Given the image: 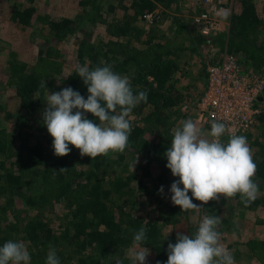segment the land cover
Returning a JSON list of instances; mask_svg holds the SVG:
<instances>
[{
  "label": "trees",
  "instance_id": "obj_1",
  "mask_svg": "<svg viewBox=\"0 0 264 264\" xmlns=\"http://www.w3.org/2000/svg\"><path fill=\"white\" fill-rule=\"evenodd\" d=\"M90 1L82 4L89 5L90 9H87L86 14L90 21H94L91 17L92 10L100 9L101 0ZM129 1L132 2L131 8L134 9V13L142 18L146 12H153L156 8V0ZM34 13V6L17 8L12 13V19L19 26L28 27L32 23ZM77 21L70 18L53 21L52 31H55L57 38L77 35L79 32ZM231 21L233 29L229 40L231 52L241 55V62L245 68L264 59V48L257 46L256 39L260 35L262 20L252 0H240L239 8L234 10ZM118 30L120 35L135 37L137 44L143 42L139 37L140 30L134 32L133 26L127 21H123V24L118 26ZM185 30L188 28L182 24L176 31L181 34ZM208 40L200 35L196 39L199 45L207 43ZM144 42L148 47L127 49L121 58L110 55L113 50L97 49L94 44L90 49L89 47L87 50L80 49V57L83 60L88 56L91 60L90 70L107 64L122 76L131 75L130 82L134 94H138L139 91L147 92V102H142L130 114L132 132L129 136L130 147L125 152L134 154L140 152L143 160L158 159L160 166L166 172L170 169L166 167L167 159L164 153L171 147V142L163 135H168L167 131L176 117L187 116L185 112L182 115L183 105L187 102L191 106L194 102L185 96V92L189 91L190 87L179 84V81L186 77L188 69L181 68L177 48L172 46V40L169 39L167 43H153V37H149ZM81 43L82 46L86 45V39L83 38ZM194 51L193 48L192 52ZM9 64L14 72L11 81L16 86V95L20 99L19 107L24 113L36 112L45 94L46 87H41L44 81L34 73H21L25 70L23 64H17L13 60H10ZM19 72L21 74L17 76ZM205 72L206 85L207 71ZM67 87L80 92L85 99L89 95L87 86L78 76L77 67L64 79L61 86L57 88L53 86L52 90L59 92ZM152 129L163 131L160 135L161 139L153 143L142 138ZM46 136L49 140L38 138L34 143H29L28 139L23 138L19 149L14 151L5 134L0 132V203L11 200L14 203L16 197L21 199L26 207L39 210L33 215H23L14 210L12 213L15 219L14 235L6 237L0 228V247L8 240L29 242L31 264H46L49 245L57 250L61 264H120L121 261L123 264H132L127 252L133 246V232L143 227L147 239L138 247L151 248L155 252V264L157 262L166 264L168 243H176V235H164V224L173 223L174 218L182 214L178 210L179 206L172 203L169 214L154 220L135 215L134 211L140 203L132 196L133 188L129 178L124 182L121 175H116L106 180L107 186L103 184L104 179L100 178L99 173L107 164V158L98 156L92 159L86 156L83 161L88 165V169L82 170L79 174L72 162L74 146L69 145L72 149L69 155L58 157L54 154L51 135L47 133ZM260 144L261 150H264V142ZM4 156L11 158L12 163L7 164ZM256 164L255 178L262 181V186L264 159ZM61 169L65 170L60 171ZM163 175L158 179L162 180ZM82 176L87 178L85 183L77 181ZM77 188L79 192H76ZM62 200H65V206L71 213L58 227L59 230H56L47 221L43 206H51L55 201Z\"/></svg>",
  "mask_w": 264,
  "mask_h": 264
},
{
  "label": "rangeland",
  "instance_id": "obj_2",
  "mask_svg": "<svg viewBox=\"0 0 264 264\" xmlns=\"http://www.w3.org/2000/svg\"><path fill=\"white\" fill-rule=\"evenodd\" d=\"M87 1L0 0V132L5 134L12 149L18 150L23 138L28 139L29 143H34L38 138L49 140L47 136L45 137L49 132L43 124L42 116L47 107L45 103L47 94L50 91L53 92V86L54 88L61 86L64 79L78 65H83L86 61L88 65L90 64L91 60L88 59V56L82 60L80 49L87 50L88 47L90 49L94 44L97 49L113 50L114 53L112 52L110 55L121 58L127 49L148 47L144 41L149 37H153V43H167L169 39L172 40V46L177 48L176 52L181 68L188 69L186 77L182 78L179 84L190 87L189 91L185 92V96L194 102L189 106L187 100L185 101L182 115L185 112L187 116L176 117L169 131H167L168 135L163 136H166L165 139L171 142L173 130L181 127L184 120L192 119L204 131L206 138L211 139L208 135L211 131V124L209 121H199L197 102L205 86V70L207 71L212 64L222 62L226 54H234L229 45L233 32L232 21L225 23L219 31L208 38L207 43L199 45L196 39L202 35L193 25L192 16L201 11L200 0H156L153 24L146 23L142 16L136 15L134 9L131 8L132 2L129 0H101L100 9L92 10L91 17L94 21H90L88 14H86L90 7L82 4V2ZM228 1L233 3L234 10L239 8L240 0ZM252 2L262 20L259 29L260 35L256 37L257 46L264 48V0H252ZM30 6L35 8L31 25L28 27L19 26L12 19V13L17 8ZM63 18L78 20L79 32L77 35L65 36L64 38L55 36L51 23ZM123 21L130 23L134 32L140 30L139 37L143 41L142 43L137 44L135 37L118 34V26L123 24ZM182 24L188 30L178 34L177 27ZM83 38L87 41L84 46L81 43ZM193 48L195 49L194 52H192ZM234 55L241 60L240 54ZM10 60L17 64H23L25 70L21 73H34L40 76L47 85L41 105L34 113H24L19 107L20 99L16 95V86L11 81L14 72L9 64ZM262 60L264 59H260L254 64L251 62L250 66H246L247 71L264 75V61L260 62ZM184 63L187 64V67L184 66ZM21 73H17V76H20ZM127 77L130 79L131 75H127ZM260 109L261 114L255 125L243 135L247 138L252 149L255 163L264 159V150L260 148V143L264 142V96L260 102ZM89 115L92 117L90 118ZM87 116L95 123H100L91 113H87ZM162 132L152 129V131L146 132L142 138L153 143L161 139ZM50 138L53 145V137ZM221 140L226 142L227 139L223 136ZM85 157H82L80 150L74 147L72 162L79 174L82 170L88 169V165L83 161ZM104 157L107 158V164L102 167L99 173L100 178L104 179V186H107L106 180L111 179V177L114 178L116 175H121L124 182H126V178H129V183L133 188L132 196L140 203L137 205V210L134 211L135 215L154 220L158 217L161 218V216L163 218L171 212L170 186L178 178L174 177L171 171L165 172L158 159L144 158L143 160L140 152L134 154L125 151L123 153L109 152ZM134 158L138 159L135 172L130 168V165L137 160ZM4 159L7 164L12 163L11 158L4 156ZM160 175H163L162 180L158 179ZM253 179L259 183V193L254 201L248 203V206L243 202L240 194L230 198L221 197L219 202L210 201L207 205H203L201 201L193 198V201L202 207L183 212L179 206L178 210L182 214L176 216L173 223L164 224L163 234L166 236L176 235L177 231H182L193 235L205 215L219 216L221 224L218 230L221 233V243L233 255L235 264H264V184L261 186L262 181L260 179L255 177ZM86 180L87 178L82 176L77 181L85 183ZM161 186L164 187L163 195L158 194ZM181 187L183 186L181 185ZM78 188L76 192L80 191ZM189 196H191V192H189ZM11 201L0 203V228L6 237L14 235L13 223H15V219L12 214L14 210L23 215H33L39 211L37 208L26 207L19 198L15 197L14 203L13 200ZM12 203L14 205L11 207ZM65 204V200H62L60 202L55 201L51 206H43L47 221L56 230H59L58 227L65 222L71 213ZM19 241H23L27 247L29 246V242ZM141 249L144 248L137 247L136 250ZM148 249L150 255L147 257L146 264H155V252L151 248ZM130 258L132 261L131 256Z\"/></svg>",
  "mask_w": 264,
  "mask_h": 264
},
{
  "label": "clouds",
  "instance_id": "obj_3",
  "mask_svg": "<svg viewBox=\"0 0 264 264\" xmlns=\"http://www.w3.org/2000/svg\"><path fill=\"white\" fill-rule=\"evenodd\" d=\"M77 73L87 86V99L71 87L47 94V107L42 116L43 124L53 137L54 154L58 157L69 155L72 151L69 145L79 149L82 157L92 159L107 156L109 152L123 153L130 147V114L142 102H147V92L134 94L130 79L115 72L111 65L90 70L86 61L77 66ZM41 87L47 88L45 81ZM87 113L93 114L100 123L89 119ZM227 133L228 126L217 120L211 121L208 133L211 139L206 138L192 119L184 120L181 127L173 130L171 147L164 156L166 167L178 178L170 186L171 201L183 212L202 207L193 203V198L203 205L237 194L246 205L257 198L259 183L253 179L257 164L247 138L229 134L227 142H223L221 137ZM137 163L138 159L130 165L133 172ZM158 194H164L163 186ZM220 224L219 216L205 215L193 235L177 231L176 243H168L166 264H235L233 255L221 243ZM146 239L143 227L133 232V246L128 253L132 264H146L149 249L136 250ZM0 264H31L25 242L6 241L0 247ZM46 264H61L57 250L51 245Z\"/></svg>",
  "mask_w": 264,
  "mask_h": 264
},
{
  "label": "built area",
  "instance_id": "obj_4",
  "mask_svg": "<svg viewBox=\"0 0 264 264\" xmlns=\"http://www.w3.org/2000/svg\"><path fill=\"white\" fill-rule=\"evenodd\" d=\"M202 9L192 16V23L204 38H211L233 17L234 6L228 0H200ZM153 24L155 15L143 16ZM264 75L246 70L234 54H226L222 62L207 69V82L197 102L199 121L217 120L228 126L229 134L244 135L255 125L261 113Z\"/></svg>",
  "mask_w": 264,
  "mask_h": 264
},
{
  "label": "crops",
  "instance_id": "obj_5",
  "mask_svg": "<svg viewBox=\"0 0 264 264\" xmlns=\"http://www.w3.org/2000/svg\"><path fill=\"white\" fill-rule=\"evenodd\" d=\"M205 86H206V85H205ZM205 86H204V87H205ZM204 87H203V88H204Z\"/></svg>",
  "mask_w": 264,
  "mask_h": 264
}]
</instances>
